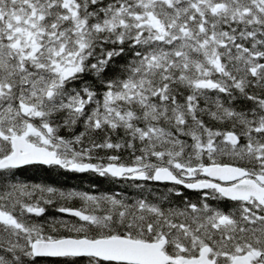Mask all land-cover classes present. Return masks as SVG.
I'll use <instances>...</instances> for the list:
<instances>
[{
  "label": "snow or ice",
  "instance_id": "snow-or-ice-1",
  "mask_svg": "<svg viewBox=\"0 0 264 264\" xmlns=\"http://www.w3.org/2000/svg\"><path fill=\"white\" fill-rule=\"evenodd\" d=\"M0 264H264V0H0Z\"/></svg>",
  "mask_w": 264,
  "mask_h": 264
},
{
  "label": "trees",
  "instance_id": "trees-1",
  "mask_svg": "<svg viewBox=\"0 0 264 264\" xmlns=\"http://www.w3.org/2000/svg\"><path fill=\"white\" fill-rule=\"evenodd\" d=\"M72 185H75V186H78V187H83V184L80 181H77V180L70 181L68 183V185H66V186H72Z\"/></svg>",
  "mask_w": 264,
  "mask_h": 264
}]
</instances>
